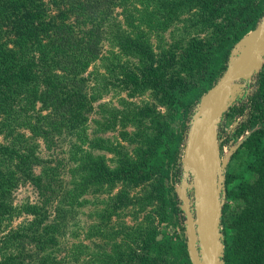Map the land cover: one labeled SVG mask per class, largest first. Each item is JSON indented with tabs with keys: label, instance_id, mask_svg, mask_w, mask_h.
I'll use <instances>...</instances> for the list:
<instances>
[{
	"label": "trees",
	"instance_id": "1",
	"mask_svg": "<svg viewBox=\"0 0 264 264\" xmlns=\"http://www.w3.org/2000/svg\"><path fill=\"white\" fill-rule=\"evenodd\" d=\"M59 1L68 9L64 18L40 28L30 26L28 33L21 30L15 37L17 54H12L8 49L12 38L5 36V29L18 18L23 25L35 23L43 4L39 0H0V264H46L42 252L57 243V227L46 222L45 213L54 200L57 173L50 159L41 154L40 139L51 147L55 136L71 121H79L81 129L80 142L71 149L76 165L71 169L73 187L67 193L68 204H84L82 197L91 185L113 192L122 182L123 191L115 196L119 199L116 211L126 206L122 196L130 200L129 190L159 172L156 192L162 197L160 206L171 209L169 223L173 231L161 233L153 219L135 226L122 222L109 229L94 225L92 234L111 239V249L95 252L80 242L72 246L66 258L86 264H192L185 226L178 222L183 210L173 184L174 178L183 174L180 154L188 135L187 122L192 120L201 96L227 69L236 43L264 16V0H139L142 9L137 5L128 7L129 0ZM117 4L122 6L131 29L118 27L108 32L105 22L114 18ZM183 14H188L185 29L174 41L165 43L163 32ZM222 15L226 24L220 30L218 20ZM202 32L205 36L199 37ZM153 35L159 39L156 46L151 40ZM103 39L111 43L109 67L124 66V57L137 58L146 76L144 80L138 78L144 81L140 90L154 87V94L174 111L171 123L178 124L175 129L154 108L136 105L133 109L130 103L116 124L133 112L134 119L150 117L151 126L157 130L155 135L144 137L148 146L138 147L136 158L129 157L120 144L90 140L82 125L84 118L78 119V111L95 96H87L84 79L74 78L73 73L85 70L99 58ZM213 46L216 48L210 52ZM176 49L187 51L184 63L192 64L189 74L193 69H202L198 78L192 74L191 83L184 76L179 80L170 74ZM256 79L253 92L233 104L219 126L221 137L228 131L226 117H241L226 143L251 131L233 154L235 158L244 149L248 161L242 171L230 169L226 173L223 199L227 201L222 207L225 264H264V67ZM139 83L134 81V89ZM95 145L116 154L115 167H110L104 156L93 154L89 147ZM21 183H30L38 190L39 202L14 203L12 193ZM233 204H238L240 210L230 217ZM25 215L31 218L7 231L16 217ZM159 234L162 237L158 239ZM140 242L145 253L136 252L135 245ZM82 254L89 259L82 258ZM50 264H56L55 259Z\"/></svg>",
	"mask_w": 264,
	"mask_h": 264
},
{
	"label": "rangeland",
	"instance_id": "2",
	"mask_svg": "<svg viewBox=\"0 0 264 264\" xmlns=\"http://www.w3.org/2000/svg\"><path fill=\"white\" fill-rule=\"evenodd\" d=\"M129 0L127 4L128 7L137 5L139 9H142V4L139 0ZM43 4V12L38 17V21L35 23H24L21 24L18 18L13 23L5 29V36L11 37L12 40L8 44V49L12 54H17V46L15 43V37L18 33L21 34V30L28 33L30 26L40 28L51 22H58L64 18V13L68 12V9L59 0H39V3ZM112 16L114 18H109L105 22V26H108L107 31L118 27H125L131 29L129 23L123 15L122 6L114 7ZM73 13H70L69 20L73 19ZM72 17V18H71ZM188 17V14H183L181 17H177L170 25L168 30L163 32L164 42L169 44L174 41V37H178L179 33L185 29L184 19ZM218 22L220 23L219 28L222 29V25L226 24L224 16H219ZM87 26H85L86 28ZM192 28V27H189ZM194 33V32H193ZM204 37L205 33L199 34V37ZM207 36V35H206ZM153 44L156 46L158 43V37L153 35L151 37ZM215 46L210 47L209 51L215 50ZM156 53L159 49L155 50ZM187 52V51H186ZM186 52L182 49H176L174 52L175 60L171 65L169 71L170 74H174L177 79H184L187 82L192 81V74L194 78L199 77V73L202 69H193L192 74L189 72L192 70V64H186L184 61L187 59ZM111 56V43L107 39L102 40L100 56L98 59L90 63V65L85 70H78L73 73V77L78 79H84V90L87 96L90 98L95 96V98L89 100V104L83 110L78 111L79 118L84 122L82 124L85 126V130L89 135L90 140L99 139V141H104L110 144H120L123 149L128 153L129 157L136 158V150L138 147L144 145L148 146L145 141H143L146 135L156 134L157 130L154 126H151V118L145 119H134L133 112L128 118L123 122L120 121L116 124L117 118L124 117L123 110L132 103V108L135 106H145L148 105L155 109V113L164 116L163 119L170 121L173 128L178 127L177 122H172L170 120V115L174 111L170 108V104H166L164 99L159 98L154 94V87L146 86V89L141 91V87L144 81L140 79H145L146 76L142 74L139 60L135 57H124L121 59L122 67L111 68L109 67L108 57ZM159 64V63H157ZM264 67V57L263 65ZM151 77H153L151 75ZM154 79V78H153ZM256 76L248 83L247 96H249L256 84ZM134 81H139L138 89H134ZM82 118H84L82 120ZM237 121L236 117H226V124L228 126V131L221 135V155L225 157L230 151H232L233 144L225 142L231 130V125ZM116 124L115 127H113ZM112 125V126H109ZM64 130L61 134L55 136L54 142L51 147L47 145L40 139L41 143V154L50 159L51 165L56 169V183H55V193L54 200L49 207H47L46 222H50L57 227L56 237L57 243L54 246H50L44 252V260L46 264H50V261L55 259L56 264H86L85 261L81 262H70L66 258L67 253L70 252L73 245L80 242L87 244L90 250L95 252L109 251L112 246V240L109 238H102L94 236L91 227L94 225L102 224V226L109 229L112 225H117L124 223L127 225H137L142 221L144 224L148 223V219H153L157 229L164 233V231L172 232V224L169 220L172 219L171 209L166 206H160L162 204V197L158 196L156 192V185L161 179V175L158 172L157 176L143 181L142 184L131 189L130 200L124 198L126 206L114 210L117 207L119 199L115 197L124 188V184L121 182L120 186L115 188V191L108 192V188L104 187L98 188L96 185H91L87 192L82 197L85 202L82 205L71 206L68 204L67 193L73 187V174L71 169L75 167V162L71 159V149L76 143H79L78 131L81 129L79 121H71L65 124ZM82 126V127H83ZM230 130V131H229ZM26 131V130H24ZM27 132V131H26ZM87 147V144L84 145ZM94 155H100L105 157V162L110 167H115L117 164V158L114 161L113 158L116 156L114 152H110L105 148H100L95 145V147H89ZM234 154V153H233ZM124 158V155H123ZM249 156L244 149H241L239 154L234 158L233 155L229 157L226 173L230 169H234L237 172L242 171L245 163L248 161ZM180 177H175L176 180L174 184L178 183L181 179ZM114 195V197H112ZM39 192L30 183H21L17 188L14 189L12 193V198L15 204L20 205L25 202H39ZM227 201V198L225 199ZM155 203V204H152ZM181 203V202H180ZM238 204H233V210L229 213V216H233L237 211L240 210ZM165 212V213H164ZM164 213V214H163ZM184 217V218H183ZM31 216H21L16 217L13 223L7 229L16 228L22 222L30 219ZM175 219V217H173ZM186 219L184 213H180L181 225H186ZM119 227V226H118ZM5 231V232H7ZM185 234V232H184ZM111 235V234H110ZM107 236V235H106ZM224 239L226 237L223 234ZM115 237V236H114ZM162 234L157 235V238H161ZM139 243V242H138ZM136 252L145 253L143 250V243L140 242L139 245H135ZM225 253V251H224ZM82 258H86L87 254H82ZM36 263V262H35ZM34 263V264H35Z\"/></svg>",
	"mask_w": 264,
	"mask_h": 264
},
{
	"label": "water",
	"instance_id": "3",
	"mask_svg": "<svg viewBox=\"0 0 264 264\" xmlns=\"http://www.w3.org/2000/svg\"><path fill=\"white\" fill-rule=\"evenodd\" d=\"M264 57V16L230 54L227 69L200 98L181 152L183 174L174 185L186 225L187 247L192 264H225L222 207L226 193L229 157L251 131L232 142V151L221 155L219 126L230 107L243 98L248 83L262 69ZM231 125L234 129L238 121Z\"/></svg>",
	"mask_w": 264,
	"mask_h": 264
},
{
	"label": "built area",
	"instance_id": "4",
	"mask_svg": "<svg viewBox=\"0 0 264 264\" xmlns=\"http://www.w3.org/2000/svg\"><path fill=\"white\" fill-rule=\"evenodd\" d=\"M179 183V182H178ZM174 184V183H173ZM177 184V183H176ZM175 185V184H174Z\"/></svg>",
	"mask_w": 264,
	"mask_h": 264
}]
</instances>
